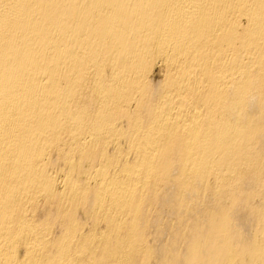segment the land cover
Returning a JSON list of instances; mask_svg holds the SVG:
<instances>
[{
  "label": "bare ground",
  "instance_id": "1",
  "mask_svg": "<svg viewBox=\"0 0 264 264\" xmlns=\"http://www.w3.org/2000/svg\"><path fill=\"white\" fill-rule=\"evenodd\" d=\"M0 264H264V0H0Z\"/></svg>",
  "mask_w": 264,
  "mask_h": 264
},
{
  "label": "rangeland",
  "instance_id": "2",
  "mask_svg": "<svg viewBox=\"0 0 264 264\" xmlns=\"http://www.w3.org/2000/svg\"><path fill=\"white\" fill-rule=\"evenodd\" d=\"M152 72H153V73L151 74V76H152L154 79L160 78V73H158L159 70H158L157 67H156ZM156 73H158L159 75L156 74ZM154 74H156V75H154Z\"/></svg>",
  "mask_w": 264,
  "mask_h": 264
}]
</instances>
